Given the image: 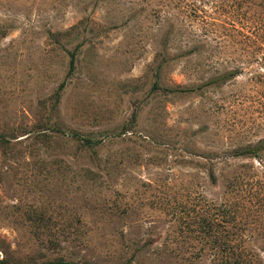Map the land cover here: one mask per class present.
Wrapping results in <instances>:
<instances>
[{
    "label": "rangeland",
    "instance_id": "rangeland-1",
    "mask_svg": "<svg viewBox=\"0 0 264 264\" xmlns=\"http://www.w3.org/2000/svg\"><path fill=\"white\" fill-rule=\"evenodd\" d=\"M256 72L264 0H0V261L264 264Z\"/></svg>",
    "mask_w": 264,
    "mask_h": 264
},
{
    "label": "trees",
    "instance_id": "trees-1",
    "mask_svg": "<svg viewBox=\"0 0 264 264\" xmlns=\"http://www.w3.org/2000/svg\"><path fill=\"white\" fill-rule=\"evenodd\" d=\"M7 30L6 32L3 33V37L7 36ZM77 50L78 48H76V50H74L73 52L70 53V70H69V74L68 76L70 77V75H72V73L74 72L75 68H76V61H77ZM204 52V48H197L196 50H194V53L196 55H200ZM263 52L259 40L258 38L254 35V32L251 33L250 30L243 32L242 33V39H241V61L246 58V59H252L255 58V56H258L259 54H261ZM168 61L166 62V58L163 60V62L160 64V68L164 67V65H167ZM250 69L249 66L245 67L243 64H241V69H237V70H227L224 72L219 73L217 76H215L214 78H212L211 80H209L207 83H204L201 86H197L194 88H173V89H165V92H179V93H192V92H196V91H200L204 88L207 87H221V86H225L227 85L230 81L237 79L238 77H242L244 76L245 72ZM67 76V77H68ZM252 82H254L255 85H259L263 87V91H264V74L263 73H254L252 74ZM66 87V82H63L58 89V98L56 100V104L54 106L53 111H56L59 100H60V93H62V91L65 89ZM159 89L158 85L155 84V89ZM262 98L264 99V94L262 96ZM264 104V102H263ZM60 132L63 133L62 129H57ZM69 136V135H68ZM73 138L79 142L82 143V145L88 149L91 153H92V160L95 163H100L101 160L98 156V148L102 145V140H95L92 138H83L81 136H79L78 134H73L72 135ZM264 155V139H261L260 141H258V143L256 145L247 147L243 150H238L235 151L233 153L234 157H245V156H250L253 158H261ZM211 179H213V181H215V176H214V171L211 170L210 173ZM0 264H7L4 260L0 261ZM46 264H76L74 262H70V261H66L63 258L54 260V261H48Z\"/></svg>",
    "mask_w": 264,
    "mask_h": 264
}]
</instances>
